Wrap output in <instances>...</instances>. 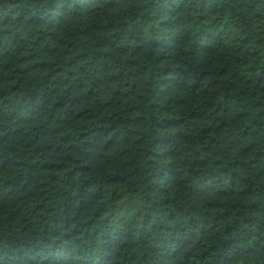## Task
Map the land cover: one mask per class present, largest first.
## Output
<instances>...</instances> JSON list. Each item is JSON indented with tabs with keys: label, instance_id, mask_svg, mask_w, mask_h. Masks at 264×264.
Instances as JSON below:
<instances>
[{
	"label": "trees",
	"instance_id": "obj_1",
	"mask_svg": "<svg viewBox=\"0 0 264 264\" xmlns=\"http://www.w3.org/2000/svg\"><path fill=\"white\" fill-rule=\"evenodd\" d=\"M0 264H264V0H0Z\"/></svg>",
	"mask_w": 264,
	"mask_h": 264
}]
</instances>
